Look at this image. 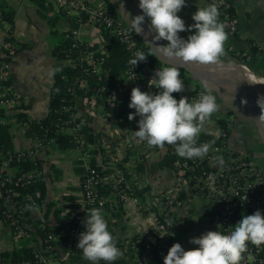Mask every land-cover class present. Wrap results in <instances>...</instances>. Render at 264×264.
I'll return each instance as SVG.
<instances>
[{
  "label": "crops",
  "instance_id": "1",
  "mask_svg": "<svg viewBox=\"0 0 264 264\" xmlns=\"http://www.w3.org/2000/svg\"><path fill=\"white\" fill-rule=\"evenodd\" d=\"M5 1L8 9L14 12L11 37L18 44L30 46L19 51L9 62L11 90L24 98L25 102V108H19L17 112L25 110L30 120H41L48 114L50 90L56 73L50 70L57 69L53 51L64 39V31L69 28L78 29L83 41L97 45L98 48L104 49L106 44L100 32L91 24L65 18L53 4L40 7L38 0ZM229 1L233 5L239 29L234 36L227 34L219 63L204 65L189 62L188 64L197 66L199 72L189 74L181 69L179 71L181 74H188L193 85L204 87L207 84L216 96L218 108L211 114L213 121L204 125L202 139L218 141L222 123H229V137L223 155L248 158L264 174V120L259 118L264 114V108L258 103L260 96L264 94V0ZM106 2L128 24L120 10V0ZM209 2L210 0H187L178 14L186 24H193L195 21L192 14L197 7ZM124 4L133 16L139 14V0H124ZM146 20L148 26L150 19L146 17ZM8 28L9 23L0 22V46L8 37ZM180 35L187 38L189 32L181 31ZM142 42L149 47L143 39ZM157 43L169 42L162 39ZM245 54L251 55L252 59L247 60ZM174 61L183 63L180 60ZM1 83L0 71V85ZM74 110L95 136V142L91 144L93 166L106 174L123 171L140 189L139 194L147 200L157 197L174 184L175 174L163 146L144 147L142 140L137 142L132 138V131L139 128L137 121L140 118L130 120L129 113L124 109L95 105L92 98L84 95L77 98ZM6 125L9 126L13 151L29 150L34 146L28 135L29 131L23 132L14 124ZM80 155L75 147L61 149L58 145L39 151L37 158L41 162V182L45 183L46 195L24 220L31 237L29 240L16 237L11 225L0 219V253H12L34 245L40 248L42 239L36 228L44 226L57 233L60 224L71 222L75 211L83 207L81 186L86 175V164L78 159ZM16 170L17 166L10 168L11 172ZM180 200L181 205L169 212L171 225L168 232L174 243L180 242L186 250L196 248L199 246L191 243L192 237H202L213 231L220 232L200 198L186 192L180 196ZM111 214L110 218H106L108 227L116 241L123 246L124 252L117 261L120 264H151L154 260L151 254H139L136 249H131L136 236L149 234L151 231L150 218L130 202L121 204ZM52 246L51 250H44L50 251L59 264H92L79 251L76 256L64 260V242L59 241ZM101 262L103 260L99 261Z\"/></svg>",
  "mask_w": 264,
  "mask_h": 264
},
{
  "label": "built area",
  "instance_id": "2",
  "mask_svg": "<svg viewBox=\"0 0 264 264\" xmlns=\"http://www.w3.org/2000/svg\"><path fill=\"white\" fill-rule=\"evenodd\" d=\"M215 2L219 8V20L225 25L227 34L234 36L239 29L237 18L233 14V5L229 0H210ZM45 4H53L56 10L65 18L74 19L80 23L86 21L97 29L103 37V32L125 44L132 52V57L138 49H142L143 42L139 41L134 31H126L128 24L120 18L106 0H46ZM0 22H5L0 14ZM64 39L71 40V49H79L83 45L88 48L78 56L66 55L62 64L77 68L79 64L87 65L89 74L101 79L108 76L109 71L102 68L101 61L97 58V53L104 52V49H91L90 43L81 38L78 29L69 28L63 33ZM7 36H11L9 33ZM15 42L5 40L0 46V59L5 56L4 50L14 48ZM90 47V48H89ZM131 57V58H132ZM247 60L252 56L245 54ZM166 66H149L138 63L135 67L128 65L127 69L114 78L112 87L101 86L97 91L88 95V82L86 79L77 81L78 88L83 90V95L93 99L95 105L102 104L110 108H121L126 112H134L135 109L129 107L131 91L133 87L139 86L142 91L158 92L149 85V80L153 77L157 68ZM133 67V69H132ZM135 73H133L132 71ZM0 71L2 72V83L9 80V62L0 60ZM185 87L182 91L174 92L173 95L179 99L187 96L189 99H196L204 91L202 85H193L189 76L181 74ZM133 79V80H129ZM0 85V108L4 109V116L0 117V125L14 124L27 132L30 128V120H20L16 114L19 108L24 106V98L11 90V86ZM71 90V89H69ZM115 96V100L111 97ZM73 120L58 129V133L72 136L75 141V148L81 154L78 158L86 164V175L82 181L83 207L75 211L71 222L73 225L67 233H49L46 237V248L43 242L40 248L37 245L31 246L33 256L24 260H11L0 253V264H59L55 261L50 251L53 244L66 237V250L63 259H69L77 252L79 234L85 230L83 220L88 214V209L100 207L103 209L105 218H110L112 212L121 204L133 203L137 208L150 218L152 228L149 234L157 235V258L151 264H164V256L172 246L167 238L169 235L170 211L181 205L180 196L190 192L200 198L209 210V217L216 222L220 231L228 234L234 224L242 219L244 214H253L256 210L264 211V174L257 165L250 159L240 155L224 156L226 140L229 137L230 125L226 123L225 129L221 128L218 141L202 139V130L199 133L197 143L211 142L208 153L202 158H186L177 154L173 145L165 144L163 148L165 155L171 161L172 171L175 174L174 184L159 194L157 197L147 200L139 194L140 189L133 184V180L123 171L113 174H106L99 168L93 166V153L91 144H85L83 136L79 135V130L85 126V121L74 113ZM140 118L139 116H137ZM213 121L212 115L205 125ZM34 146L29 150H18L8 154V158L0 159V199L13 200L11 205H0V219L9 223L16 237L29 240L30 232L25 226V212L36 209L39 204L37 200L27 195L24 197V204L18 200L24 189L32 187L35 183L43 179V172L37 168L19 174V170L11 172L10 168L14 162H19L24 158L38 159L37 155L41 149L58 145L55 138L49 137L47 133L32 138ZM144 147H149L143 141ZM1 152V150H0ZM223 156L226 161L221 166L218 157ZM16 166V165H13ZM108 188L109 193L103 194V188ZM112 215V214H111ZM148 234V235H149ZM118 247L121 244L117 241ZM47 249V250H44ZM150 247L143 253L151 254ZM244 259L241 264H264V244L255 245L249 242L248 248L243 253Z\"/></svg>",
  "mask_w": 264,
  "mask_h": 264
},
{
  "label": "clouds",
  "instance_id": "3",
  "mask_svg": "<svg viewBox=\"0 0 264 264\" xmlns=\"http://www.w3.org/2000/svg\"><path fill=\"white\" fill-rule=\"evenodd\" d=\"M186 3L187 0H139L138 6L142 12L133 16L126 9L124 0H120V10L128 21L126 31L150 37L146 40L160 57L180 60L184 64L219 63L227 33L224 23L219 20L217 3L209 2L197 7L192 14L193 24H186L178 14ZM146 17L150 19L147 31L144 28ZM181 31L189 32L187 38L180 35ZM162 39L169 43H157ZM147 56L144 50L138 49L128 63L135 67ZM149 85L159 91H142L139 86L131 91L129 107L135 111L130 112L128 118L140 117L137 121L139 128L132 131V138L154 146L173 145L181 157H204L211 142L197 143V139L211 114L218 108L216 96L207 84L198 98L181 96L177 99L173 93L182 91L185 84L179 65L172 63L157 68ZM111 100L114 101L115 96ZM258 103L264 108V94ZM259 118L264 120V114ZM217 159L221 166L225 165L223 156ZM83 224L85 230L79 234L77 248L82 250L85 259L92 264H99L101 260L111 264L124 255L108 227L102 208L88 209ZM249 242L258 246L264 244V211L259 209L253 214H244L228 234L213 231L202 237H192L191 243L199 247L186 250L180 242H175L164 256V264H241Z\"/></svg>",
  "mask_w": 264,
  "mask_h": 264
},
{
  "label": "trees",
  "instance_id": "4",
  "mask_svg": "<svg viewBox=\"0 0 264 264\" xmlns=\"http://www.w3.org/2000/svg\"><path fill=\"white\" fill-rule=\"evenodd\" d=\"M46 0H38L40 7L45 5ZM42 9V8H41ZM0 14L2 19L9 23L8 32L10 35L13 32L14 28V12L8 9V4L5 0H0ZM136 37L139 41L142 42V39L136 34ZM103 39L106 44V50L104 52L97 53V58L101 61L102 68L104 70H108V76H104L101 79L96 78V76L89 74V70H87V65L79 64L77 68H72L65 64H62L61 60L68 54H72V56H78L81 52L85 51L88 48V45H83L79 49H71L72 42L71 40L62 39L61 43L57 46V48L53 51V56L56 58L57 64L56 67L58 71H56L54 75L53 85L50 90V100H49V109L48 114L45 118L41 120H30L26 114L25 110H22L16 114L17 118L20 120H30V128L28 135L31 138L36 136H40L45 132L49 137L55 138L58 146L61 149H68L75 147V141L72 136H68L65 134L58 133V129L67 124L68 121L73 120V115L75 113L74 107L76 104V100L79 96L83 95V90L78 88L77 81L86 79L88 82V95L97 91L101 86H106L108 89L112 87V82L115 77L124 72L129 63L128 60L132 57L131 51L127 48L125 44L120 43L117 39L110 36L109 33L103 32ZM6 40L14 41L11 36H8ZM30 46L28 44H18L15 42L14 48L4 50L5 56L0 60L5 62H10L13 56H15L19 51L23 49H28ZM90 48V47H89ZM93 50H97L98 46L94 45L91 47ZM142 50L146 52L148 55L144 61L139 62L140 64H145L149 66L154 65H162V62L159 61L156 56L152 53L149 47H147L144 43L142 45ZM181 72V71H180ZM10 80L2 83V86H9ZM71 89V90H69ZM21 108H25L22 106ZM4 110L0 109V117L4 116ZM76 121H80V117H76ZM223 129L226 127V123H222ZM79 135L83 136V141L85 144H92L95 142V136L88 126H84L81 130H79ZM0 159L8 158V154L12 153V138L9 131V126L0 125ZM16 165L18 168V172L26 173L35 168L41 169V162L38 159H29L24 158L19 162H14L12 164ZM128 176V175H127ZM42 180L35 183L32 187L26 188L22 191L21 196H19L18 200L20 203L24 204V197L27 195L33 196L38 204L42 202L46 195V186ZM103 194H108L109 190L105 187L101 189ZM40 193L38 194V192ZM14 203L13 200H5L0 199V205L8 206ZM119 209V207H117ZM116 208V209H117ZM32 210L28 209L25 213V218L30 214ZM25 220V219H24ZM73 225V222L62 223L60 227L57 228L58 233H67L69 228ZM38 234L40 235L43 248H46L47 244L45 242L46 237L49 233H52L53 230L47 227L36 228ZM30 232V231H29ZM167 238L174 244L173 238L168 235ZM157 235L156 234H145L142 236H136L131 249H136L137 252L143 253L147 247L151 249V255L155 260L157 258ZM61 242H66V237L61 239ZM122 250H123V246ZM32 247H24L22 250L14 251L12 253H4V255L11 260H24L29 259L33 256ZM81 252V249H77L76 252ZM76 256V255H74ZM120 261H113L111 264H120ZM99 264H109V262L103 261Z\"/></svg>",
  "mask_w": 264,
  "mask_h": 264
},
{
  "label": "water",
  "instance_id": "5",
  "mask_svg": "<svg viewBox=\"0 0 264 264\" xmlns=\"http://www.w3.org/2000/svg\"><path fill=\"white\" fill-rule=\"evenodd\" d=\"M142 12V9H140L139 8V13H141ZM144 28H145V31H147L148 30V26H147V20L145 19V22H144ZM145 42H146V44L150 47V49H151V51L153 52V54L164 64V65H170V64H172V63H176V64H178L179 65V69H181V70H184V71H186L187 73H189V74H196L197 72H199V69L197 68V66H194V65H192V64H184V63H179V62H176V61H174V60H172V59H170V58H167V57H164V58H162V57H160L159 55H157V53L155 52V51H153L152 50V48H151V44L148 42V40H146V39H150V37H145L143 34H138Z\"/></svg>",
  "mask_w": 264,
  "mask_h": 264
},
{
  "label": "rangeland",
  "instance_id": "6",
  "mask_svg": "<svg viewBox=\"0 0 264 264\" xmlns=\"http://www.w3.org/2000/svg\"><path fill=\"white\" fill-rule=\"evenodd\" d=\"M60 17L63 18L62 16H60ZM183 75L188 76V74H186V73H183Z\"/></svg>",
  "mask_w": 264,
  "mask_h": 264
}]
</instances>
